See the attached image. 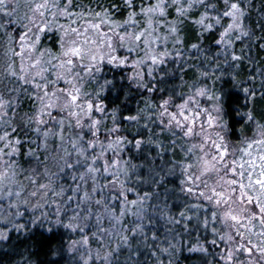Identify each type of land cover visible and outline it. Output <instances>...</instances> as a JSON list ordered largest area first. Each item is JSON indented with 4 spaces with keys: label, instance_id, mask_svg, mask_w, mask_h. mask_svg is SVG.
Here are the masks:
<instances>
[{
    "label": "snow or ice",
    "instance_id": "6c2138e0",
    "mask_svg": "<svg viewBox=\"0 0 264 264\" xmlns=\"http://www.w3.org/2000/svg\"><path fill=\"white\" fill-rule=\"evenodd\" d=\"M248 6V0H227L223 8L216 0H0V239L16 227L21 208L40 210L31 223H51V203L56 224H64L63 216L66 227L81 231L73 248L86 247L84 264H178L184 236L198 226L214 234L211 246L223 245L210 253L212 264H264V112L243 113L252 135L234 132L223 94L213 91L219 65L200 69L210 83L182 81L179 92L168 84L167 68L170 58H183L186 25L201 35L218 30L225 45L240 39L237 33L250 35ZM127 65L129 76L106 78L111 66ZM120 80L148 93L144 107L127 117L145 121L146 134L137 130L132 139L121 109L102 98ZM151 144L159 148L155 156L145 152ZM179 197L197 203L175 211L170 201ZM197 249L209 252L202 243L189 251Z\"/></svg>",
    "mask_w": 264,
    "mask_h": 264
},
{
    "label": "trees",
    "instance_id": "16d2710c",
    "mask_svg": "<svg viewBox=\"0 0 264 264\" xmlns=\"http://www.w3.org/2000/svg\"><path fill=\"white\" fill-rule=\"evenodd\" d=\"M219 7L223 8L227 0H216ZM250 6L247 7L245 24L250 30V35L243 36L240 33V39H234L231 45L218 43L219 32L212 30L204 35L200 34L199 27L196 25H186L184 34V53L182 59L170 58L167 68L170 70L171 77L168 80L170 86H176L177 91H183L182 81L191 84L197 78L204 80L199 76L200 69L210 71V66L219 65V70L215 72L213 91L217 95L223 94V103L228 113L226 119L229 121V127L234 132H239L241 128L245 129V135H252L249 131L250 122L243 113L251 109L256 113L264 112V97L257 95L254 99L248 97L243 89L248 88L253 91L264 92V0H248ZM54 39V38H53ZM200 44V49H192V44ZM206 54V55H205ZM235 57V58H233ZM175 60V64L172 63ZM227 60V64H225ZM113 71L107 75V79H116L126 77L131 74L132 68L127 66H111ZM163 67V66H162ZM183 68V71H180ZM213 78L204 80L210 83ZM123 85V88L120 87ZM148 95L142 88L129 80H120L117 88L102 94L105 103L109 106H118L121 109V123L125 129L124 134L132 139L137 130L142 134L144 132L145 121L135 122L128 120L127 117L137 115L138 111L144 107L142 100ZM127 96V99H125ZM205 100L207 98H204ZM245 104L248 105L245 108ZM28 105L25 104V110ZM110 126V125H109ZM152 131H157L155 125H149ZM237 139V136H233ZM167 143V136L161 137ZM136 150L129 146V152ZM159 148L156 144L146 145L145 152L155 156ZM139 155V153H137ZM170 154H165L164 159H168ZM177 159L182 157L177 155ZM178 181L172 179L171 183ZM173 204L175 211H182L183 205H192L197 203L195 199L179 197ZM196 224L195 219L191 221ZM66 221L63 225H44L34 224L28 227H17L11 230L6 239H0V264H84V261L78 258L73 248V241L79 239V236L73 229L66 227ZM190 234L184 236L183 247L178 252V264H212L213 256L210 253H218L223 248L211 246V241L215 238L210 229L203 227L190 228ZM202 243L209 248L208 253L200 250L189 251L190 248ZM222 261H216L221 264ZM99 264V261L96 262Z\"/></svg>",
    "mask_w": 264,
    "mask_h": 264
},
{
    "label": "rangeland",
    "instance_id": "374dc122",
    "mask_svg": "<svg viewBox=\"0 0 264 264\" xmlns=\"http://www.w3.org/2000/svg\"><path fill=\"white\" fill-rule=\"evenodd\" d=\"M169 47L171 48L172 45L170 44ZM177 47L179 48L180 46L177 45ZM183 50V48H181V51ZM173 58V57H172ZM34 146V145H32ZM48 214H49V217L51 219V223H49L48 221H42L40 222V224H44V225H60V224H56L55 223V220H56V212H55V205L49 203L47 205V208H46ZM21 211L24 213V215L22 217H17L16 220L14 221L16 227L15 228H12L11 226H8V232H7V235L8 233L13 230V229H17V227H19V225H24V227H28V225L32 226L34 225V223H31V220L35 217V216H39L40 214V210L37 209L35 211H33L31 208H21ZM61 219H63L64 221H66V224L68 223L67 221V218L61 216ZM36 224H39V223H36ZM5 225L3 223H0V229L4 228ZM74 232L77 234V236H79V239L81 238V231L80 230H77V229H73ZM84 234H87L89 235V242L91 244V247L94 249V248H97L98 245L95 241V239L90 235L89 232L85 231ZM76 240V241H78ZM76 249H75V253L78 255V258H80L81 260H83V257L85 255V252H86V247L82 244L80 245H76L75 246ZM221 264H223V262H221Z\"/></svg>",
    "mask_w": 264,
    "mask_h": 264
}]
</instances>
